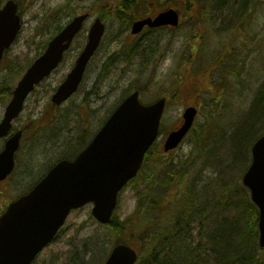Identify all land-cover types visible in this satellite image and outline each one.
<instances>
[{"label": "rangeland", "instance_id": "374dc122", "mask_svg": "<svg viewBox=\"0 0 264 264\" xmlns=\"http://www.w3.org/2000/svg\"><path fill=\"white\" fill-rule=\"evenodd\" d=\"M115 1L17 0L23 27L0 63L1 85L11 86L12 91L27 68L46 52L58 29L66 28L84 12L90 13V19L63 63L37 87L14 123V130H23V137L16 153L18 168L9 182L0 185V210L41 179L61 158L74 157L84 139L88 143L130 93L140 91L143 103L167 96L170 101L160 139L146 161L142 180L160 174L161 160L173 163L185 180L190 179L192 188L206 197L200 207L207 218L191 220L188 240L192 247L202 243L209 250L210 264H219V253H224L227 242V232L223 234L219 218L229 214L246 230L247 217L251 215L250 211L247 217L243 214L244 205L227 210V202L235 204L240 194V204L249 197L254 205L249 189L242 183L252 162V151L249 160L252 139L239 147L235 134L236 125H241L251 113L252 104L264 87V0H257L255 7H250L252 2L246 0H234L233 5L231 0V10L227 9L228 4H222L217 9H199L200 13L187 7L183 0H138L135 2L140 6L138 19L173 7L181 12L182 24L179 28L147 29L137 37L131 34L133 22L116 18ZM97 18L106 25L102 45L88 66L79 92L56 107L51 102L52 96L74 69L88 43L90 26ZM245 58L248 61L243 66ZM10 99L11 96L0 97V121ZM192 106L199 110L193 129L176 150L164 153L167 135L182 125L186 109ZM219 118L221 126L211 133ZM261 127L264 129V122ZM3 148L0 141V152ZM142 180L137 183L142 184ZM242 186L247 193L241 190ZM136 188L132 183L120 195L115 216L121 222L136 212ZM92 208L87 205L74 211L56 240L34 264H104L116 244L117 234L114 228L94 219ZM254 213L252 228L259 229ZM148 214L156 216L153 211ZM136 222H140L139 216ZM211 235L217 236L214 243L210 242ZM121 237L139 249L140 242L132 239L130 230ZM255 239L252 248L259 246L256 251L264 261L259 235ZM232 249L239 248L234 245Z\"/></svg>", "mask_w": 264, "mask_h": 264}, {"label": "water", "instance_id": "95a60500", "mask_svg": "<svg viewBox=\"0 0 264 264\" xmlns=\"http://www.w3.org/2000/svg\"><path fill=\"white\" fill-rule=\"evenodd\" d=\"M88 17V14L77 16L28 69L13 92L0 123V138L9 135L29 94L59 66ZM179 24V13L169 9L154 19L136 21L132 34L141 33L147 26L178 27ZM21 28L19 6L9 0L0 9V62ZM104 33L105 25L97 19L74 69L53 96L55 105H61L77 92ZM166 102V98H162L154 104L144 105L139 100V93H133L75 160L57 163L28 194L11 203L0 217V264H32L53 242L71 212L88 204H93L92 214L99 223H111L120 192L138 175L145 155L160 135ZM196 115V108L186 110L183 125L168 135L165 152L173 151L181 144ZM21 136L22 132L14 135L0 153V182L6 180L14 169ZM243 184L250 190L252 201L260 212V247L264 248V136L252 147V163L243 177ZM137 261L138 253L133 248L118 245L105 264H136Z\"/></svg>", "mask_w": 264, "mask_h": 264}, {"label": "trees", "instance_id": "16d2710c", "mask_svg": "<svg viewBox=\"0 0 264 264\" xmlns=\"http://www.w3.org/2000/svg\"><path fill=\"white\" fill-rule=\"evenodd\" d=\"M6 1L7 0H0V9ZM19 1L22 2L23 0ZM136 1L138 0L115 1L113 9L116 10V18L123 22H133L137 20V16H140V6L135 4ZM183 1L187 3V7L191 10L192 8H196L198 13H200L199 9L205 7L217 9L220 8L222 4H228V10L233 8L231 6L232 4H230L231 0ZM232 1L233 5H235V1ZM247 1L252 2L250 7L256 6L257 0H246L245 2L247 3ZM107 6L108 5H105V7ZM198 13L197 16L200 15ZM58 30L60 31L61 29ZM249 54L248 52L247 58ZM247 58L243 61V66L247 64ZM1 84L0 82V97L4 96L5 98H9L12 94V87ZM219 119V123L211 128V133H214L218 127L221 126V119ZM262 122H264V87L260 89L256 101L253 102L251 113L243 118L241 125H236L235 138L239 139V147L250 140V137L252 139L250 140L249 160L251 156V147L264 134V129L261 127ZM232 125H235V123ZM84 132L87 133L86 130H84ZM86 143L87 139H84L83 146L77 148L73 154H77L78 151L85 147ZM71 156L72 155L64 158H70ZM149 157L150 154L147 155L146 159L148 160ZM249 160L248 164L244 165L246 166L245 169L249 166ZM160 169V174L155 173L147 180H142L141 174L137 180L132 182L137 185L136 194L138 196V204L136 212L124 222L119 221V218L116 216L112 219L109 227L114 228L117 234V240L114 242L116 244H128L121 239V236L127 229L130 230L132 239L135 237L138 243L140 242L138 250L141 256L137 264H210L208 258L210 255V253H208L209 250L204 248L202 243H199L197 247H192L188 240L191 220L194 222L199 218L203 220L207 218L206 211L200 207L204 204L206 197L204 198L201 194H198L196 189L192 188L193 186L191 185L190 179L188 178L185 180V176L181 175L180 169L173 163H163L161 160ZM244 173L245 171L242 175ZM139 180H142V184L137 183ZM144 183H146V186L142 187ZM243 187L244 186H242L241 190L246 192L245 187ZM239 197L240 194L237 195V202L235 204L231 203V201L227 202V210L232 207L235 208L238 205H244L245 209L243 210V214H246L245 216L247 217L248 211H250L251 215L247 217L246 230L244 229L245 227L243 228L239 225L236 218H231L229 214L226 218H219V223L221 222L222 225L221 229L224 227L222 231L223 234L227 232L226 250H224V253H219L221 255L219 264H264L263 259L260 258V255L258 256L256 251L259 246L252 248L256 242L255 237L259 235V229L252 228L253 224L251 218L255 214V211L258 217L256 218V224H258V210L251 203L248 195L247 202L241 204L238 201ZM167 199H171L170 202L166 205L163 204ZM149 211L156 213V216H149ZM138 216L140 222L137 223L136 219ZM142 216L146 218V220L142 221ZM140 223L142 224L139 226ZM219 223L218 232L220 231ZM216 235H211V237H209L210 242H215L214 239L217 237ZM237 241L240 245L237 244ZM242 242L245 243L244 246H242ZM234 245L239 249L234 251L232 249ZM219 252H221V249Z\"/></svg>", "mask_w": 264, "mask_h": 264}, {"label": "flooded vegetation", "instance_id": "af4514ba", "mask_svg": "<svg viewBox=\"0 0 264 264\" xmlns=\"http://www.w3.org/2000/svg\"><path fill=\"white\" fill-rule=\"evenodd\" d=\"M151 17H153V16H151ZM141 36H142V33L140 34ZM139 35V36H140ZM10 138V137H9ZM9 138H3V139H1L0 141L3 143V146L5 147V144H6V142H7V140L9 139ZM17 165H18V162H17V160H16V167H17ZM9 179H10V177L6 180V181H9ZM26 192H28V191H26ZM25 194V193H24ZM4 207H5V205L1 208V210H0V216L4 213V211H5V209H4ZM4 209V210H3Z\"/></svg>", "mask_w": 264, "mask_h": 264}]
</instances>
